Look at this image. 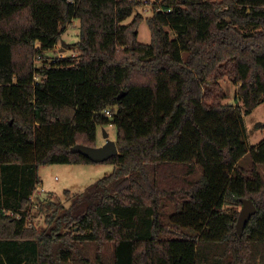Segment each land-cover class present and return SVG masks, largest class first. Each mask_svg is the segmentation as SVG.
Masks as SVG:
<instances>
[{
  "label": "trees",
  "instance_id": "trees-1",
  "mask_svg": "<svg viewBox=\"0 0 264 264\" xmlns=\"http://www.w3.org/2000/svg\"><path fill=\"white\" fill-rule=\"evenodd\" d=\"M142 4L0 0V264H264V139L244 124L264 101V0H160L148 44L141 14L124 23ZM59 42L76 56L35 67ZM225 77L241 105L217 98ZM109 124L113 172L64 191L68 209L40 202L29 228L38 169L92 164L72 148ZM243 198L257 211L239 235Z\"/></svg>",
  "mask_w": 264,
  "mask_h": 264
},
{
  "label": "rangeland",
  "instance_id": "rangeland-1",
  "mask_svg": "<svg viewBox=\"0 0 264 264\" xmlns=\"http://www.w3.org/2000/svg\"><path fill=\"white\" fill-rule=\"evenodd\" d=\"M213 1V0H210ZM160 0H143L142 6L135 8L131 17L125 20L124 23L131 22L135 14H141L143 21L138 26L137 41L140 44H148L150 42V31L146 24L145 19L152 15V5L159 3ZM78 20H73L65 29L61 35V40L66 43H72L78 39ZM77 52L74 49L64 47L63 43L59 42L52 50L46 51L43 54L42 59L37 58L34 62L35 67H39L43 61H51L53 58H64L70 56H76ZM221 90L216 93L217 98L222 103L240 104L236 101L237 86L233 85L231 81L225 77L220 81ZM257 123L264 124V101L261 102L249 115L244 117V124L247 132L248 145L256 146L264 139V127L256 129ZM96 134V144L103 145L105 142L104 132L107 133L108 139L115 140L116 128L109 124L105 126H98ZM249 157L245 156L241 161V165H248ZM114 170V166L110 163H92L85 165H50L42 166L38 169V178L40 180V188H43L45 192L33 193L32 208H30L27 221L29 228H45V217L48 211L41 210L38 206L40 202H60L65 209L69 208V201L65 198L64 191L68 190L71 194L75 195L83 192L87 186L96 182L97 180L111 174ZM260 170L264 175V165L260 166ZM35 205V206H34ZM241 207H238V212ZM172 209L168 206L167 211ZM77 230V227L71 232ZM86 250L89 254V259L93 260L95 255V246L87 245ZM112 253V246L109 245L104 250V257L106 261L110 259Z\"/></svg>",
  "mask_w": 264,
  "mask_h": 264
},
{
  "label": "water",
  "instance_id": "water-1",
  "mask_svg": "<svg viewBox=\"0 0 264 264\" xmlns=\"http://www.w3.org/2000/svg\"><path fill=\"white\" fill-rule=\"evenodd\" d=\"M105 142L101 146L88 147L84 145H75L72 148V152L79 153L88 158L92 163H102L113 156H117L118 150L115 141L108 139L107 133L104 132ZM241 209L237 216L235 223V229L237 234L243 233L244 227L253 214L256 213L257 209L253 204L252 200L243 198L240 200Z\"/></svg>",
  "mask_w": 264,
  "mask_h": 264
},
{
  "label": "built area",
  "instance_id": "built-area-1",
  "mask_svg": "<svg viewBox=\"0 0 264 264\" xmlns=\"http://www.w3.org/2000/svg\"><path fill=\"white\" fill-rule=\"evenodd\" d=\"M68 2H70V3H73V0H67ZM52 61V60H51ZM34 80L35 81H37V78L36 77H34ZM105 114L107 115V116H109L110 115V112L108 111V110H106L105 111ZM40 192H44L41 188H37V193H40ZM33 197H34V195H31L30 196V199H31V201H33ZM34 203H32V205H33ZM35 206V205H34ZM18 217V216H17Z\"/></svg>",
  "mask_w": 264,
  "mask_h": 264
},
{
  "label": "crops",
  "instance_id": "crops-1",
  "mask_svg": "<svg viewBox=\"0 0 264 264\" xmlns=\"http://www.w3.org/2000/svg\"><path fill=\"white\" fill-rule=\"evenodd\" d=\"M97 146H101V145H97ZM38 188H40V187H38ZM43 191H44V189L43 188H41ZM45 192V191H44Z\"/></svg>",
  "mask_w": 264,
  "mask_h": 264
}]
</instances>
